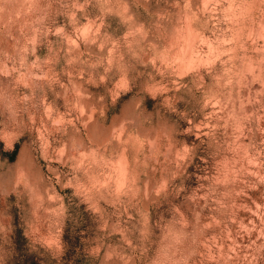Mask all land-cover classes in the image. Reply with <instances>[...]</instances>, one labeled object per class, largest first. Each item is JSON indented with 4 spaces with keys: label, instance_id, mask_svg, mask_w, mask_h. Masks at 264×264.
<instances>
[{
    "label": "rangeland",
    "instance_id": "374dc122",
    "mask_svg": "<svg viewBox=\"0 0 264 264\" xmlns=\"http://www.w3.org/2000/svg\"><path fill=\"white\" fill-rule=\"evenodd\" d=\"M31 254L264 264V0H0V264Z\"/></svg>",
    "mask_w": 264,
    "mask_h": 264
},
{
    "label": "trees",
    "instance_id": "16d2710c",
    "mask_svg": "<svg viewBox=\"0 0 264 264\" xmlns=\"http://www.w3.org/2000/svg\"><path fill=\"white\" fill-rule=\"evenodd\" d=\"M30 256H31V260H32L31 263H30V259H29V256H28L26 258L25 264H40V262L35 258V255L34 254H31ZM71 264H88V263L83 258H77V259H74Z\"/></svg>",
    "mask_w": 264,
    "mask_h": 264
},
{
    "label": "bare ground",
    "instance_id": "6f19581e",
    "mask_svg": "<svg viewBox=\"0 0 264 264\" xmlns=\"http://www.w3.org/2000/svg\"><path fill=\"white\" fill-rule=\"evenodd\" d=\"M186 56H187V54H186Z\"/></svg>",
    "mask_w": 264,
    "mask_h": 264
}]
</instances>
